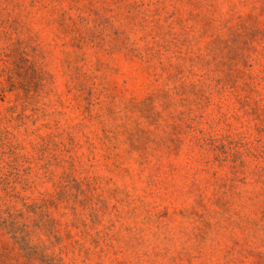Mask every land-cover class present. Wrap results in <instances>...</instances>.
<instances>
[{
	"label": "rangeland",
	"instance_id": "1",
	"mask_svg": "<svg viewBox=\"0 0 264 264\" xmlns=\"http://www.w3.org/2000/svg\"><path fill=\"white\" fill-rule=\"evenodd\" d=\"M0 264H264V0H0Z\"/></svg>",
	"mask_w": 264,
	"mask_h": 264
}]
</instances>
